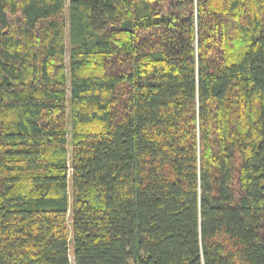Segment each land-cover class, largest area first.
<instances>
[{"label":"trees","instance_id":"trees-1","mask_svg":"<svg viewBox=\"0 0 264 264\" xmlns=\"http://www.w3.org/2000/svg\"><path fill=\"white\" fill-rule=\"evenodd\" d=\"M71 259L264 264V0H0V264Z\"/></svg>","mask_w":264,"mask_h":264},{"label":"rangeland","instance_id":"rangeland-1","mask_svg":"<svg viewBox=\"0 0 264 264\" xmlns=\"http://www.w3.org/2000/svg\"><path fill=\"white\" fill-rule=\"evenodd\" d=\"M67 33H68V29H67ZM66 43L68 44V40H66ZM67 61H68V54H67ZM71 262H72V264H73V260L71 259Z\"/></svg>","mask_w":264,"mask_h":264}]
</instances>
